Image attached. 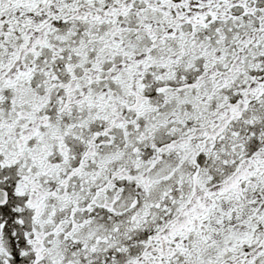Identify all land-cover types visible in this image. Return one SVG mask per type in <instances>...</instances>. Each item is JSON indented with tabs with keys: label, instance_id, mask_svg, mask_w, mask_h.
I'll return each mask as SVG.
<instances>
[{
	"label": "snow or ice",
	"instance_id": "1",
	"mask_svg": "<svg viewBox=\"0 0 264 264\" xmlns=\"http://www.w3.org/2000/svg\"><path fill=\"white\" fill-rule=\"evenodd\" d=\"M0 264H264V0H0Z\"/></svg>",
	"mask_w": 264,
	"mask_h": 264
}]
</instances>
